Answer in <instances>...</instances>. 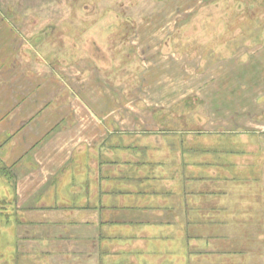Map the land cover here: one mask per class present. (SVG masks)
I'll return each mask as SVG.
<instances>
[{
	"label": "rangeland",
	"instance_id": "rangeland-1",
	"mask_svg": "<svg viewBox=\"0 0 264 264\" xmlns=\"http://www.w3.org/2000/svg\"><path fill=\"white\" fill-rule=\"evenodd\" d=\"M80 77L115 94L130 127L148 106L174 130L163 156L176 165L178 190L166 200L175 207L157 216L168 221L143 233L132 217L133 235L117 230L99 264H264V0H0L4 121L36 93L35 101L50 99L48 84L56 106L71 103ZM143 85L163 102L138 103ZM17 86L23 104L12 105ZM62 86L71 88L59 96ZM9 132L0 133V264H94L83 262V248L54 245L32 224L26 232L28 213L14 199L23 168L8 165ZM69 183L57 184L59 201Z\"/></svg>",
	"mask_w": 264,
	"mask_h": 264
},
{
	"label": "crops",
	"instance_id": "crops-1",
	"mask_svg": "<svg viewBox=\"0 0 264 264\" xmlns=\"http://www.w3.org/2000/svg\"><path fill=\"white\" fill-rule=\"evenodd\" d=\"M149 39L160 37L150 34ZM144 71L147 72V68ZM88 79H77L79 84L76 85L75 81L73 86L76 98L59 106L51 98L55 94L45 81L46 87L42 91L50 99L39 98L41 102L35 101L38 100L36 93L30 97V102L27 100L23 104L20 99L26 91L17 86V94L12 93L11 104L16 102L23 107L29 104L30 112L28 117L24 114L28 109L12 112L8 124L1 116L4 109L0 107V123L5 124V127L0 125V133L7 129L10 131L12 143L9 154L12 155L7 159L8 165L14 169L23 168L14 179V199L18 213H28L26 232L31 230L29 226L32 224L34 230L45 233L55 242L54 245L66 249L83 248L86 251L84 263L93 261L99 264L102 249L108 247L117 230L121 234L126 229L128 235L133 231H130L132 215L140 217L135 230L143 233L148 232L150 226L167 222L166 219L157 221V216L161 218L162 210L171 209L166 201L167 195L174 192V187L176 191L178 189L172 179L176 165L169 159L164 160L163 156L165 134L174 130H163L162 121H158L162 117H156V112L153 113L148 106L142 112L138 111V122L130 127L131 119L119 112L115 94L102 93L95 78L91 79V84H88ZM31 84L33 82H28L27 88L32 89L34 85ZM143 87H140L143 95L138 103L157 105L163 102L160 92L147 93ZM70 88L59 87V96ZM169 97L171 95H167ZM177 101L169 100L168 103ZM110 103H113L112 108ZM40 107L44 109L38 113ZM116 137L124 139L117 141ZM27 159H31L32 165ZM144 168H151L149 202L146 199L137 206L133 200L140 197L131 187L132 179L137 172L145 178ZM65 178L70 183L61 194L60 201H65L62 203L58 200L59 194L56 195V186L61 180L65 183ZM162 187L164 192L160 190ZM51 193L50 203H45ZM67 201L71 202L70 206ZM97 249L99 257L98 254L95 256Z\"/></svg>",
	"mask_w": 264,
	"mask_h": 264
},
{
	"label": "trees",
	"instance_id": "trees-1",
	"mask_svg": "<svg viewBox=\"0 0 264 264\" xmlns=\"http://www.w3.org/2000/svg\"><path fill=\"white\" fill-rule=\"evenodd\" d=\"M144 170L146 171V173L144 172ZM144 170L142 171V173L145 174V178H142L141 176H143V175H139V172H137L136 175H133V179H132L133 184L131 185V187H133L134 191L136 192L135 195L140 197L137 200H133V202L136 201L135 203L137 204V206H139L140 203L143 202L146 199H148L147 203L149 202V196H148L149 195V187H150V182H149L150 176H149V173H151V168H144ZM145 180H148V181H145ZM198 180H200V179H198ZM202 181H203L202 185H204L206 187L208 181L206 182L203 179H202ZM200 192H202L201 193L202 195L206 193L202 189H200ZM144 195H145L146 198H144ZM202 197H204V196H202ZM140 199H142V200L139 201ZM169 204L171 205L170 206L171 209L175 207L174 202L173 203H169ZM187 207H189V206L188 205H184V212L183 213L185 215H187V210H186ZM140 209H141V207H140ZM205 209H207V208H205ZM142 210H143V207H142ZM134 216L135 215H132L131 217H134ZM119 234H114V237H112V239L114 240L115 238L119 237ZM132 235L133 234L127 235L126 237H131ZM114 242L115 241H113V243H111V240H109V243L107 244L108 247L106 249H102L101 254H100L101 255V259L103 257H105L106 255H108L109 253H111V248H112V245L114 244Z\"/></svg>",
	"mask_w": 264,
	"mask_h": 264
}]
</instances>
